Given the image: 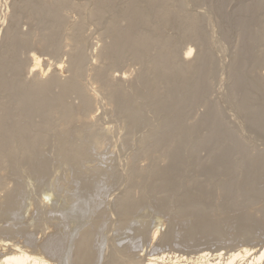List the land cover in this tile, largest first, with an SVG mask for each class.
Here are the masks:
<instances>
[{"label":"rangeland","instance_id":"obj_1","mask_svg":"<svg viewBox=\"0 0 264 264\" xmlns=\"http://www.w3.org/2000/svg\"><path fill=\"white\" fill-rule=\"evenodd\" d=\"M25 1L0 0V60L10 51L16 54L7 58L11 67L0 70V78L17 79L28 88L35 75L30 57L39 53L45 60L43 65L47 64L44 68L49 70L47 78L53 75L54 65L61 62L65 67L63 78L69 77L72 74L70 58L76 46L71 34L76 33L74 36L85 53L83 74L77 82L84 86L87 97L72 93L67 96L66 104L74 111L72 124L79 118L90 119L83 131L94 132V139L99 134V138L108 141L101 146L94 139L88 140L91 156L85 160V170L77 174L85 182L88 180L87 184L102 179L111 187L106 186L103 197L100 195L102 200L106 197L99 208L101 211L96 212L100 214H96L93 222L87 220L88 224L89 221L97 225L107 223L104 225L108 230L107 245L110 243L112 247L113 241L114 248L115 245L120 248L121 243L129 245L133 233L134 237L143 236L140 240L144 246L140 244L142 248L136 250L143 251L139 252L141 256L154 249L185 256L195 255L199 250L216 253L219 248L224 254L248 246L258 250L264 244V0H164L176 6L178 16H185L192 23L185 27L178 22L171 24L154 19L152 24H139L137 33L154 34L159 42L149 48L150 56L136 58L124 52L115 62L104 60L101 53L113 40L108 30L114 20L120 29L129 26L123 14L129 0H109L105 12H97L93 0H69L75 6L64 7V21L59 28L51 19L43 25L32 22L22 10L24 15L19 14L22 17L17 18L18 26H12L10 19L18 16L13 15V5L22 8ZM153 17L157 15L152 13L150 18ZM49 27L55 31L60 44L43 53L36 38L42 33L50 36L52 28ZM10 28L14 36L24 35L27 44L14 43L5 48L4 34ZM54 29L60 30L58 36ZM185 30L194 35L187 37ZM160 44L167 45L168 60L156 70L151 57L158 53ZM189 51L193 52L187 59ZM183 62H196L199 66L183 68ZM16 65L19 72L12 69ZM180 67L183 69L177 70ZM96 69L102 70V78L95 77ZM59 91L54 86L51 94ZM116 93L122 98L118 99ZM17 96L0 85V113H11L22 129L28 130L26 136L38 135L40 142L33 152L17 156L10 163L6 155H0V202L7 192L17 187L16 180L20 178L21 185H25L23 189L27 187L23 190L24 197L27 195L29 199L25 198L28 202L23 199L27 202L23 211L19 207L12 218L18 219L15 221L18 226L35 230L33 233L40 238L47 223L62 219L59 214H48L46 210L54 202L51 198L46 202L44 195L49 188L47 183L55 179V174L62 177L68 171L70 165L63 163L62 166L59 153L72 146L70 130L60 129V115L53 114L46 119L40 113L26 111L18 105ZM44 157L48 158L47 165L52 172L36 181L33 179L35 166ZM126 194L129 201L125 208L127 214L123 216L118 203ZM4 217L0 216V224L6 222L7 216ZM78 220L75 221L79 223ZM131 220L135 228L129 231L131 223L126 222ZM176 227L179 232L171 246V229ZM156 231L159 236L154 242L151 235ZM117 232L121 235L118 241ZM109 246L105 247L109 250L107 256L115 251ZM89 249L82 250L81 256L90 254ZM103 257L104 261L108 259L106 251ZM125 259L124 263L130 261Z\"/></svg>","mask_w":264,"mask_h":264},{"label":"bare ground","instance_id":"obj_2","mask_svg":"<svg viewBox=\"0 0 264 264\" xmlns=\"http://www.w3.org/2000/svg\"><path fill=\"white\" fill-rule=\"evenodd\" d=\"M93 1L95 2V8L97 12H100V11L105 12L108 9L107 7L109 6L108 5L109 0H93ZM25 2H24L25 4L23 3L24 5L22 8L16 4L13 5V11L15 12V13L13 12L14 13L13 15H18V16L12 15L13 17L12 19H10V21L12 20L11 21L12 26L17 25L16 23L18 22L20 17H22L20 15H24L22 13V10H25L28 17L30 18L32 22L38 21L40 22V24H42V23H45L46 21L48 22L51 19L54 26L56 28H59L60 26L63 25L62 23L64 21V14H63L64 7L65 6H68V7L75 6V4H71L69 0H57V1L55 0L53 2L51 1L48 2L46 0H26ZM128 2H129V5H127L126 3L125 8H123L124 9L123 14L126 15L127 20L129 22V26L126 29H120L116 25V22H114L115 21L114 20L113 24L110 25L111 27L108 30L109 35L113 38V40L105 48L103 53H101V58H103L104 60H107L108 62L110 61L115 62L117 59H119V57H121L122 54H124V52L130 53L136 58L149 55V48L153 45V43L159 42L158 37L155 36L154 34L149 35V34L140 33V32L137 33L136 28L138 27L139 24H144V25H148V23L152 24L154 22L153 21L154 19L169 22L171 24H175L178 22L179 24H184V26L192 23V20H190L189 18H188L189 20L188 21L185 16H182V17L178 16L175 10L176 6L165 3L164 0H129ZM120 13H122V10H120ZM152 13H155L157 17L156 18L153 17L151 19L150 15H152ZM118 14H119V11H118ZM0 19H1V14H0ZM31 21L30 23L34 24ZM51 26L53 27V25ZM52 27H49L47 29H50ZM11 29L12 28H10V30L5 31V34H4L5 41H3V43L5 42L6 46L4 45V47L6 48L7 46H11L14 43H18L20 45H26L27 40L24 39L23 37L24 35L22 37H21L22 34L21 35L18 34V36H14V34L11 32ZM13 29H15V27ZM52 30L53 28L50 29L51 31L50 36H44V34L42 33L43 36L39 35V37L36 38L38 48L43 53L45 51H48L49 48L56 47L57 45L60 44L59 39L56 36H54L55 31H52ZM59 31L56 30L55 35H57ZM183 33L187 34L186 35L187 37H192L194 35L191 33V36H190L188 30H185V32ZM75 34L76 33L71 34V35L74 36ZM73 36L72 38H74V40L76 41V44H75L76 46L74 47L75 49L72 51V56L70 58L69 67L71 69L70 71H72V74L69 77H66L65 79L63 78L65 77L64 76L65 67L64 68L62 67V62H61V65L60 64L54 65L53 69L54 68L55 69H54L53 75L47 78V72L49 70L46 67L44 68V65H47V64H45L44 62V65H43V61L45 60L42 58L43 56L41 57L40 55L41 53H39V55L34 54L32 55V57H30L31 58L30 63H32V68H33L32 72L33 74L35 73V75H34V80L32 81V84L28 86V88H25L24 86L19 84L17 79L6 80L3 78H0V85L2 86V88L5 91L9 92L10 94L17 93L18 94L17 103L20 107H22L26 111L32 114L40 113L46 119H48L53 114L60 115L62 119L59 124L60 129L63 131H67L68 129L70 130L69 138L72 143V146H70L69 149H62V151L59 153V155L62 156L60 157L62 159V166L64 164L70 165V166H67L68 168L65 166L67 168L66 170L68 171L65 174L63 173L64 175L62 177L60 175H59L60 177H58L57 176L58 173L55 172L57 174V175L55 174V176L57 177L54 176L55 179L50 181L49 184L47 183V185H49V188L47 187L48 190L46 191V194L44 195L45 201L47 198H51L49 200L51 201L53 200L54 202V204L50 205L52 207L51 208L48 207L49 209L46 210L48 214H52V215L54 214L53 216H55V214H59V216L62 219L59 218V221L57 222L56 220L52 218L53 217L52 216L51 218L54 220L55 223L53 221H50L49 223H47L45 226L46 231L42 232V235L40 238H38L35 235L36 233L35 230H32V231L29 230L28 226L26 229L25 225L23 227L22 225L18 226V223L15 222L18 219L15 220L16 218L15 219L12 218V216L15 215L16 212L17 213L19 212L18 211L19 207L22 208L19 210L21 212L23 211V206L25 207V204L28 202L27 200L29 199L27 195H26V197H28L27 200L25 199L26 197H24L25 193H23V190H26L27 187L23 189L25 185L24 186L23 184L21 185L22 183L21 179L20 178L19 180L15 179L16 180L15 186L17 187H15L14 190L11 189L12 191L9 189L10 192L6 191L7 195L5 194L6 195L4 196L5 198L2 197L4 199H2L0 202V216L1 217H4V215L7 216L6 222L8 221L9 224H7L6 222L0 224V264H102V260L105 257V256L103 257L105 251H106V257L108 259L106 261H104L105 259L103 260L104 264L105 263L106 264H237V263L264 264V244H261L262 246H260L259 249L257 248L258 250H254L253 247L248 246V248L240 247V249L237 248L238 250L233 249L232 250L233 252L229 251L228 253L225 252V254L222 252H219L220 248L218 251L216 250V253H214L215 251H210V250H207L209 252L205 250L204 251L199 250L198 252L195 251L196 252L195 255H189V256L181 255V253L179 255L174 254V253L164 254L163 252H165V250L163 252H161L160 250L161 252L160 253V252H156L157 249H154L153 252L141 256L139 255L140 254L139 252H143V251L142 250L136 251V250H138L139 248L141 249L142 248L141 245L144 246V244H141L142 240H140L142 239L143 236L141 237L140 235H135L134 237L133 233H132L133 238L132 236H131L132 239L130 238L131 243L130 244L127 243L129 245H125L124 243H121L119 245L120 248H116L118 245H115L116 247L114 248L113 247L114 241L113 242L111 241L113 243V244L111 243V246L115 249V251L110 252L107 256V252L109 250L105 247L110 245V243H108L109 245H107V241L109 240L106 239L107 238L106 232L108 230H106L104 227V225L107 223H104V225L103 223L102 224L99 223V225H97V223L94 224L92 222L94 219H96L95 218L96 214L97 215L100 214L96 212L100 210L99 208L102 204V201L106 198L105 197L102 200V197H103L102 195L104 194V192L102 191L106 189V186H108L109 183H107L108 185H106V183H104L105 180L103 181L102 179H100L99 182L87 184L86 182L88 180L85 182V179L83 180L81 176L77 175L80 171L83 172L85 170L84 168H86L84 164L86 163L85 160L88 159L87 158L88 156H91L89 155L90 153L88 151L89 150L88 140L94 139L95 133L94 132L87 133L85 132L86 130L83 131V129L87 127L86 125L88 123L87 120L90 121V119L84 120V119L79 118L76 122H74V124H72V122L75 121L74 111L71 109V107L68 104H66V100L68 98L67 96L72 93H75L83 98L87 97V92L84 89V86L80 84L79 82H77V79L81 78L83 74L82 64L85 61V53L83 52V46L81 42L79 41V39L77 38V36H74V37ZM158 50H159L158 53L154 54V56L151 57L153 58L152 65L156 66V70L161 69L159 67H163L165 65V62L168 60L167 59V56H168L167 45L160 44ZM191 52L193 51H189L187 55L191 54ZM13 56H16L14 51H10L9 53H7L5 57L2 56V59L0 60V70L1 71H6L8 70V68L11 67L7 63V58L8 57L13 58ZM189 57L190 55L187 56L186 58L189 59ZM195 63L196 62L194 63L183 62L184 64L183 68H187V67L197 68L199 64L198 63L195 64ZM183 68L180 67V68H177V70L183 69ZM12 69H14L15 72H19L20 70L19 66L17 65L13 66ZM32 72L30 71V73ZM146 72H151V71H146ZM94 74H95V77L98 79L102 78L104 75L102 70H97V69L94 72ZM144 74L145 73H143L141 76L142 79L145 78ZM54 86H58L60 88L59 93L51 94V90ZM116 95L118 99L122 98L117 93ZM90 118H92V116ZM25 132H28V130H25V129L23 130L20 124L11 117V113H7V112L0 113V155L2 154L6 155L9 158L8 163H10L11 161H16V159L19 156L25 155V153L30 154L31 152L34 151L35 147L39 144L40 137L38 135L28 137L26 136ZM98 135H96L97 140L94 139V142H97L95 144L97 145L98 143H100L99 145L101 146L102 144L103 146L106 145L108 141L106 142L105 140H103L105 139L104 137L103 139L99 138ZM15 142L20 144L19 147H14L13 144ZM47 161H48V158L46 157L41 158L37 161L36 163L37 166H35L37 169L34 170L35 171L33 174L34 177L32 176L33 179H36V181L38 179H39L38 181H40V178L42 177L44 178V176L47 177L48 174H51L52 171L49 170L50 168H49V164L47 165ZM56 164H58V162H56ZM58 167L60 168V166ZM51 176L53 178V175ZM106 176L108 175L106 174ZM109 187L110 185L108 186V189L111 188ZM108 189L107 191H109ZM107 191L105 192V194H108ZM118 192L119 191H117V193ZM98 197L100 201L98 200ZM124 197L122 198L123 200L122 201L120 200L118 203L120 204L119 212H121V215L123 216L127 214V211H126L127 209L125 208L127 207L126 204L129 201V197L127 194ZM23 199L26 200L27 202L24 201ZM107 202L108 200L106 202H103V204L104 203L106 204ZM26 206L28 207L29 205H26ZM40 209H41V206H40ZM44 209L42 208V210ZM38 211L37 213L40 212ZM42 213H45V212H42ZM72 215L73 216L75 215L74 217H76V219L80 218V220H78L80 222L79 223L76 222L75 221L76 219L72 217ZM59 216L57 215V217ZM77 216H80V217H77ZM31 217H29L28 220L33 221L34 217H32L33 219ZM20 219H21V216H20ZM12 220L14 221L11 222ZM23 220L25 219L23 218ZM42 220L45 221L44 219ZM87 220H91L92 222L89 221V224H88ZM73 221H75L76 223ZM19 222L23 223L21 222V220H19ZM126 223H131V226H129L130 224L128 225V229L126 226L127 230L130 231L135 228V226H133L132 220ZM123 224H122V227H123ZM179 224L180 222L177 221V224H176L177 227L180 226ZM42 227L44 228V226ZM177 227L174 230L170 228L172 230L171 231L172 233L170 232L172 234V236L170 237L172 238L169 237L171 240L170 241L171 246L175 242V238L178 235L177 232H179L177 231ZM33 231L35 233H33ZM157 231L153 232L151 235V240H153L154 242L157 241L158 236H159V233H158L159 231L158 232ZM118 232L116 233L118 234V236L116 237L117 241L119 238L121 239V237H119L121 236L119 235L120 232L119 233ZM126 233L129 234V232H126ZM3 235L4 236L6 235L7 237H4ZM164 241L167 242L168 239H165ZM120 242H122V240ZM163 243L166 244L165 242ZM167 243H169V241ZM122 245L125 247L121 248ZM112 247L109 246L108 248H112ZM85 248L87 249L90 248L89 249L90 251L88 250L90 254L88 255L85 254L84 256H81L84 253V252L82 253V250H84ZM135 251L138 253H135ZM82 257H84V259ZM126 257L129 258L128 261L130 260L128 263L127 262L124 263V259Z\"/></svg>","mask_w":264,"mask_h":264}]
</instances>
